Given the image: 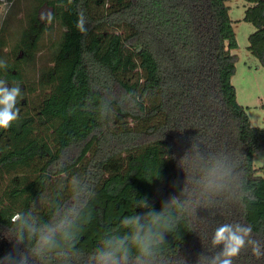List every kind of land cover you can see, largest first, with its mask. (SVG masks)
<instances>
[{"label":"trees","instance_id":"1","mask_svg":"<svg viewBox=\"0 0 264 264\" xmlns=\"http://www.w3.org/2000/svg\"><path fill=\"white\" fill-rule=\"evenodd\" d=\"M32 1L12 63L0 37V81L23 96L0 129V264L8 253L11 264H97L106 241L132 236L133 217L151 238L144 264H213L223 224L251 227L264 251V127L232 82L229 0ZM246 1L248 50L264 67V0ZM44 5L64 31L36 79ZM53 229L56 247L34 254ZM128 247L124 264H137ZM232 264L264 257L246 245Z\"/></svg>","mask_w":264,"mask_h":264},{"label":"rangeland","instance_id":"2","mask_svg":"<svg viewBox=\"0 0 264 264\" xmlns=\"http://www.w3.org/2000/svg\"><path fill=\"white\" fill-rule=\"evenodd\" d=\"M32 3V0H16L14 4L4 2L0 5V37L8 44V47L2 51L4 63L14 61L11 47L28 23V13L31 11ZM227 3L230 6L229 14L233 20L238 42V47L232 50L237 55L236 73L232 77L237 100L247 109L252 125L264 127V67L248 50L249 35L255 30V26L244 20L246 0H229ZM50 13L51 9L46 5L39 10V19L45 26V31L39 41V53L36 55L35 63H32L34 66L32 64L28 66L27 75L31 78L36 76L38 79L39 71L51 65L55 43L61 39L64 31V27L58 22L49 21ZM254 166L264 167V149L255 155ZM260 174L264 176V169Z\"/></svg>","mask_w":264,"mask_h":264},{"label":"clouds","instance_id":"3","mask_svg":"<svg viewBox=\"0 0 264 264\" xmlns=\"http://www.w3.org/2000/svg\"><path fill=\"white\" fill-rule=\"evenodd\" d=\"M83 20L78 22V28L81 31L83 28ZM3 81H0V129H8L13 122L18 119L20 109L16 107L17 98H23L19 87H12L7 90L3 87ZM14 219H19L15 217ZM125 224L133 229L132 236H127L117 241H106L105 248L97 250L95 256L97 264H124L129 259L130 249L128 244L131 243L137 250L136 261L137 264H144L147 257L151 255V238L148 233L141 234L140 232V217H133L126 219ZM252 232L251 227H241L239 225L233 226L230 224H223L215 230L213 236L214 245H223V251L213 260V264L219 261V264H232L233 259L238 257L246 245L251 246V254L257 259L264 257V251L261 245L250 239ZM64 238L73 239L68 233H63ZM23 236L18 237L17 243L22 242ZM56 247L55 230H50L48 234L40 237L39 248L34 250V254L50 250ZM13 260L12 254L8 253L4 257V264H11ZM20 264H27V257L21 256Z\"/></svg>","mask_w":264,"mask_h":264}]
</instances>
